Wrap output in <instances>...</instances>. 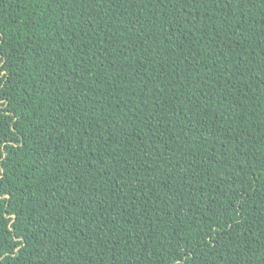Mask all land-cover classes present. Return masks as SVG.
Instances as JSON below:
<instances>
[{
	"label": "trees",
	"instance_id": "trees-1",
	"mask_svg": "<svg viewBox=\"0 0 264 264\" xmlns=\"http://www.w3.org/2000/svg\"><path fill=\"white\" fill-rule=\"evenodd\" d=\"M0 264H264V0H0Z\"/></svg>",
	"mask_w": 264,
	"mask_h": 264
}]
</instances>
